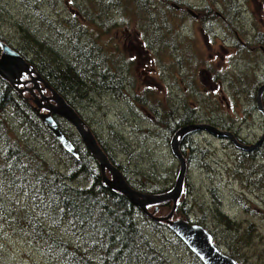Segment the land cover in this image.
<instances>
[{"label": "rangeland", "instance_id": "obj_1", "mask_svg": "<svg viewBox=\"0 0 264 264\" xmlns=\"http://www.w3.org/2000/svg\"><path fill=\"white\" fill-rule=\"evenodd\" d=\"M112 2L59 0L50 8L44 0H0V41L22 49L24 54L28 49L45 51L53 47L59 61L62 58L78 66L79 63L59 54L68 55L58 47L63 45L67 50L70 35L69 38L63 35L64 43L56 35L60 30L69 33L68 20L73 18L93 32L80 35L79 40L89 45L93 37L102 55L108 56L106 62L111 60L122 66L120 60H128L129 71L126 68L123 76L125 79L129 76L133 88L119 85L108 87L111 91L103 90L99 80L97 84L81 87L79 93L66 91L65 96L107 156L112 159L114 156L122 166L127 183L139 193L157 195L173 189L180 170L171 147L181 125V121L175 120L186 110L194 112L193 124L230 134L234 142L208 132H195L192 138L190 134L180 139L178 150L185 161L186 173L177 204L192 210L193 215L188 220L175 209L171 220L196 223L203 216L202 209L208 226L205 229L218 248L227 255L231 250V258L237 264H264V92L259 97L260 103L257 101L259 90L264 87V5L256 0H114L116 5L98 18L104 3ZM83 4L94 12L87 20L78 11ZM150 7L154 14L147 10ZM139 11L144 12L146 19ZM151 15L154 18L150 19ZM29 29L38 31L40 38L36 39L51 40L38 47L25 37ZM87 64L83 63L84 68ZM93 70L98 75L109 74L108 69ZM37 73L51 87L42 69ZM30 81H26L28 88H32ZM50 83L59 85L57 79ZM45 95L51 96L49 92ZM24 97L30 106H35L29 94ZM17 118L19 115L13 118L8 115L6 124L11 138L20 137L23 145L40 153L47 166L69 176L72 168L69 158L50 141L31 135V129L23 127L22 119ZM60 121L82 149L84 145L75 129L64 119ZM235 143L256 148L246 151ZM83 154L88 156L86 152ZM87 163V174L76 175L70 181L72 188L93 184L92 170L96 165L90 160ZM106 176L111 179L109 172ZM215 190L224 219L212 214L216 208ZM26 203L0 185V264H68L43 249L31 231L12 224L5 212L12 207L19 211ZM161 204L148 211L153 213L161 207L155 216L167 217L173 203ZM141 212L135 222L145 239L161 253L158 257L165 258L168 264H198L188 248L189 251L172 241L169 228H165L168 232ZM23 215L20 213L19 218ZM61 230L51 226L49 231L60 236L78 257L87 255L92 264H100L96 259L99 254L77 243L69 228L65 229L67 234L64 228ZM245 239L249 246L242 244Z\"/></svg>", "mask_w": 264, "mask_h": 264}, {"label": "trees", "instance_id": "obj_2", "mask_svg": "<svg viewBox=\"0 0 264 264\" xmlns=\"http://www.w3.org/2000/svg\"><path fill=\"white\" fill-rule=\"evenodd\" d=\"M58 1L59 0H44L50 8L54 7ZM152 1L157 2L163 0ZM164 1L168 2L169 0ZM256 1L264 5V0ZM112 5H116L114 0L111 4L104 3L101 10H99L101 12L100 16L97 17L100 18L102 13L105 14V11L110 9ZM78 7H80L78 11L81 13V17L84 20H87L88 16L91 17L92 13L94 14V12H89L84 4ZM152 8L153 7H150L147 10H149L151 14H154ZM139 13L145 18L144 12L142 14L139 11ZM153 16L154 15H151L150 19L154 18ZM68 23L71 24L66 28L69 33L62 30L59 32L56 31V35L61 37L63 43L65 40L64 36L67 35L66 37L69 38L70 35L71 37L68 48L66 46L67 50L63 49V45L62 48L58 47L66 51L68 55L66 53L59 54L71 58L79 63L80 66L79 64L78 66H73L72 63L68 62L69 60L66 61L62 58L59 61V59L55 57L56 51L53 47H47L49 49L45 51L42 50V48L36 51L28 49V52H25V54L22 49H16V51L33 68L36 67L38 72L42 69L45 79L66 100V91L70 94H72V92L74 93V91L79 93L81 87L92 83L97 84L96 82L99 80H101L100 83L103 90H109L107 89L108 87L113 88L119 85H128L131 88L134 87L131 81H128L129 76L126 79L123 76L126 68H128L129 71L128 60H120L122 61V66L117 65L115 61L107 60L106 62V59H109L108 56L102 55V52H100L97 47V41H94L93 37L90 38L91 43H89V45L79 40L80 35H85L87 32L93 33L91 29H87L82 25L80 26L73 18H70ZM103 27H106L104 23ZM126 31H128V27ZM24 35L29 41L37 44L38 47H42L43 42L46 44L45 41H48L47 39L51 40L49 37L44 41L38 40L40 37L36 29H29V32L26 31ZM23 41L24 39L22 38V42ZM51 42L54 44L53 41ZM70 47L72 51H69ZM100 54L102 56H100ZM92 60L97 62L93 64ZM83 63L84 65L88 63L87 67L84 68ZM105 64L106 66L103 67ZM95 65L96 67H94ZM89 66H93L94 68H90ZM93 69H99V71L108 69L109 74H102L100 72L98 75L96 70ZM53 79H57L59 81L58 84L61 86L52 85L50 82ZM15 114L19 115V118L16 120L22 119L20 123H23V127L26 126L27 129H31V135L36 134V138L40 137L43 141H50L57 150L70 159H68V162L71 163L72 168L69 176H63L60 174V171H56L47 166V164L42 161L40 153L23 145V140L20 137L15 139L11 138L9 135L10 127L6 122L8 121V115L10 118H13ZM193 116V111L188 112L186 110L185 114L179 119H176L175 122L181 121V128L193 124L195 120ZM172 117L175 119V116ZM55 119L60 125V118L55 117ZM168 120L170 119L168 118ZM62 130L70 138L79 153L78 159L66 153L50 136L30 104L25 101V97L21 96L10 84L0 78V185L5 187L9 192H14L27 202L23 205V208L19 210L21 211L20 213H24L25 215H23L22 218H19L20 213H18L19 211L14 207L10 209L11 212L10 210L6 212L3 210L9 215L12 224H15L17 228L20 225L21 228L23 227L27 231H31L33 235H30L34 240L40 242L43 249L46 248V250L51 253L50 255L58 258L62 262L64 260L68 264H92L93 261L90 260L87 255L78 257L77 252L70 251L68 249L69 245L62 240L60 236L49 231L51 226L57 228L59 231H62L61 228H64L63 232L65 234H67L65 229L69 228L68 232L70 236L74 237L76 242L78 241L77 243L89 247L92 252L97 255L99 254V258L96 259L100 261V264H168L165 258L157 256L161 253L145 239L143 233L136 224V216L138 212L141 211L131 204L122 194L112 191L103 183L99 165L94 161L92 154H89L84 147L80 149L77 143L69 136L68 132L63 128ZM190 134L192 138L195 132L187 135ZM83 152H86L88 156H85ZM110 159L122 170V166L120 164L118 165L114 156L113 159ZM87 160L92 161L94 165H96V169L92 168L93 184L88 185V187L74 189L70 186V181L73 180L76 175L87 174ZM165 192H167V190H163L160 193L162 194ZM213 195L216 208L212 214L218 218L224 219V214L221 210V200H217L218 195L216 194V190ZM178 207L179 206H177L176 210L180 211L185 219H189L193 215V211L185 209L183 205ZM159 208L162 209L161 207ZM160 209L157 210V213ZM201 212L203 216L197 220L198 222L196 223L207 228L208 226L204 223L206 213H204L202 209ZM144 215L146 218L148 217L146 214ZM149 219L152 220L151 218ZM155 223H159V225L162 224L161 226L164 227V229L168 228L166 223ZM46 225L47 228L50 227V229H47ZM165 230L169 232L168 229ZM170 235L174 243L187 249L172 232ZM242 244L249 246L246 239ZM77 251L79 252V248H77ZM229 253L231 254V250ZM190 254L194 256L191 252ZM230 254L228 256L232 257ZM194 258L198 264H202L196 256H194Z\"/></svg>", "mask_w": 264, "mask_h": 264}, {"label": "water", "instance_id": "obj_3", "mask_svg": "<svg viewBox=\"0 0 264 264\" xmlns=\"http://www.w3.org/2000/svg\"><path fill=\"white\" fill-rule=\"evenodd\" d=\"M0 49V78L15 87L21 85V77L27 75L31 77V80L34 83L41 82L44 86L43 90L47 89L51 93V97L47 99L48 104L42 103V97L34 101L36 106L34 111L48 133L59 143L65 152L75 158L78 157L75 147L66 134L56 124L53 119V115L62 117L72 125L87 150L98 162L104 183L110 189L123 194L133 205L137 206L151 216L152 220L157 222L164 221L169 230L191 251L192 254H194L201 261L202 264H237L235 260L215 245L212 234L204 227L184 219L171 220L173 218V212L177 207V201L182 192L184 176L186 173L185 161L178 150V139L182 138L187 133L199 130L206 131L214 136L229 137L233 140L230 134L220 133L215 128L203 124H194L183 127L174 135L172 139V153L180 163V170L173 189L167 193L157 195L139 193L127 183L123 174L111 164L106 154L96 141L94 134L87 128L86 124L73 110V108L65 102L64 98L57 94V92L54 91L48 83H46L43 78L39 76L35 69L31 68L30 64L15 49L10 48L1 41ZM262 91H264V87L259 90V93ZM259 97L260 95L258 94L257 101L260 103ZM42 109L47 112L43 113ZM259 144L260 142L258 145ZM235 145L239 149L246 151L256 148V146L243 147L241 145H237L236 143ZM106 171L111 174L110 180L105 177ZM166 201H172L173 203L172 211L167 217L155 218L153 214L148 213L146 210L147 206L157 205ZM156 210L157 209H155L153 213H155Z\"/></svg>", "mask_w": 264, "mask_h": 264}, {"label": "flooded vegetation", "instance_id": "obj_4", "mask_svg": "<svg viewBox=\"0 0 264 264\" xmlns=\"http://www.w3.org/2000/svg\"><path fill=\"white\" fill-rule=\"evenodd\" d=\"M28 77L27 75H25V77L22 78L23 83L21 85L18 86L17 90H22V93L18 92L21 96L24 97L25 94H29L30 97H32L33 102L36 101L37 99H42V103L43 104H48L47 99L50 98L51 96H46L45 93L49 92L47 89L42 90L43 86L39 83H34L33 81H30L32 83V88H28ZM42 86V88H41ZM21 88V89H20ZM50 93V92H49ZM28 104L29 101L26 99L25 100ZM51 102V101H49ZM32 108V107H31ZM33 109V108H32ZM34 110V109H33Z\"/></svg>", "mask_w": 264, "mask_h": 264}, {"label": "bare ground", "instance_id": "obj_5", "mask_svg": "<svg viewBox=\"0 0 264 264\" xmlns=\"http://www.w3.org/2000/svg\"><path fill=\"white\" fill-rule=\"evenodd\" d=\"M150 27V26H149ZM10 47V46H9ZM10 48H12V47H10ZM12 49H14V48H12ZM51 88L54 90V91H56L52 86H51ZM57 92V91H56ZM264 91H262L261 93H259V95H261L262 93H263ZM57 94H59V92H57ZM60 95V94H59ZM61 96V95H60ZM64 100H65V102L71 107V108H73V110L79 115V113H78V111L76 110V108L75 107H73L65 98H64ZM55 117H58V118H60V119H63L62 117H60V116H58V115H53V119L55 120V122H56V124L59 126V128L62 130V128L60 127V125L57 123V121H56V119H55ZM79 117L81 118V116L79 115ZM82 119V118H81ZM65 120V119H64ZM82 121L84 122V120L82 119ZM85 123V122H84ZM190 125H194V124H190ZM190 125H186V126H190ZM186 126H184V127H186ZM183 127H181V128H179L178 130H177V132L180 130V129H182ZM63 131V130H62ZM64 132V131H63ZM176 132V133H177ZM196 132H206V131H203V130H199V131H196ZM229 132V131H228ZM65 133V132H64ZM175 133V134H176ZM67 136V135H66ZM234 136V135H233ZM68 137V136H67ZM69 138V137H68ZM69 140H70V138H69ZM96 141H97V139H96ZM98 142V141H97ZM98 144H99V142H98ZM99 146H100V148L103 150V152L106 154V156H107V153L104 151V149L101 147V145L99 144ZM77 151V150H76ZM78 153V152H77ZM60 155V154H59ZM74 157V156H73ZM79 158V153H78V157L76 158V159H78ZM107 158L109 159V161L111 162V164L115 167V168H117L119 171H122L119 167H117L112 161H111V159L107 156ZM185 158V157H184ZM262 179V178H261Z\"/></svg>", "mask_w": 264, "mask_h": 264}]
</instances>
